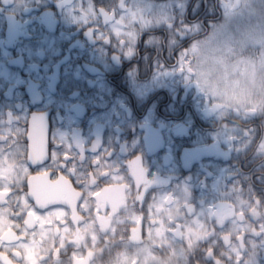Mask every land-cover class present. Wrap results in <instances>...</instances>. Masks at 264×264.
<instances>
[{"label":"flooded vegetation","instance_id":"flooded-vegetation-1","mask_svg":"<svg viewBox=\"0 0 264 264\" xmlns=\"http://www.w3.org/2000/svg\"><path fill=\"white\" fill-rule=\"evenodd\" d=\"M19 1L23 4L25 0ZM45 1L48 10L39 5L45 15L39 21L38 13L29 15L26 8L15 13L9 0H0V66H4L3 72L15 70L18 78L8 93L0 80V127L16 123L20 128L17 137L13 132L0 135V146L6 147L0 149L7 151L1 162L19 168L17 183L9 180L8 187L0 186V254L16 264H97L98 258L115 249L106 236L116 235L122 222L135 224L140 205H145L149 218L155 201L168 195L170 186L173 188L168 171L171 154L167 151L178 137L175 132H164L163 124L185 117L184 94L181 109L174 102L154 98L139 104L137 82L147 80L151 62L158 59L159 52L151 48L147 62L140 49L121 54L108 45L106 52L105 0ZM86 1L95 6L96 17L88 18L79 27L73 26L74 30L60 23L66 7L84 5ZM5 13L15 14L20 21L22 34L12 45L5 40ZM101 29L104 37L96 39ZM43 34L56 38L52 51H38V58L44 63L29 68L27 51ZM26 40L30 41L29 46H25ZM18 57L20 61L9 63ZM160 61L167 67L176 63L169 64L163 57ZM11 96H16L14 109L20 114L19 118L14 117L15 121L9 120ZM169 105L177 108L176 117L163 110ZM33 113H47V159L29 163L27 132ZM149 113L151 120L145 123L142 120ZM8 138L17 139V155L9 150ZM13 156L16 163L10 164ZM32 176H37L35 182L40 187L50 189L56 183L70 186L71 206H46L41 198L31 200L28 180ZM173 176L175 180L177 177ZM113 187L114 195L105 200V194ZM122 193L120 204H114ZM143 193L147 199L139 203L138 196ZM93 226L95 229H91ZM90 241L96 242L91 245Z\"/></svg>","mask_w":264,"mask_h":264},{"label":"trees","instance_id":"trees-1","mask_svg":"<svg viewBox=\"0 0 264 264\" xmlns=\"http://www.w3.org/2000/svg\"><path fill=\"white\" fill-rule=\"evenodd\" d=\"M221 0H190L186 6V15L176 18L170 25L162 28L148 29L138 36V51L143 39L150 35L158 42V59L173 58L179 50H186L190 42L203 36L204 29L217 21L220 14ZM183 19V24L180 21ZM197 23L199 32L190 37H184L180 42V34L184 26ZM192 26V25H191ZM174 32L169 39V34ZM174 37V40L171 38ZM111 37L105 38L106 43ZM177 39V40H176ZM168 44H170L167 56ZM108 47V44H106ZM110 46V45H109ZM149 50V49H148ZM146 72V71H145ZM172 74L164 78L173 87L170 90L160 88L148 96V99H160L162 102H174V106L182 107L181 95L184 94L185 109L191 115L192 125L190 134L201 132L199 142L192 141L193 135H185L184 131H176L180 146L170 158L169 164L175 168L170 172V180L174 181L171 193L175 198L179 196L181 215L187 221L185 234L176 230V242L166 244L160 240L150 241L149 227L152 224L147 217L148 211L138 208V221L117 227L116 235L106 236L115 244V249L108 255L98 258L97 264H264V149H261V141L264 132V106L259 115L249 114V117H240L241 110H231L229 114H223L218 119L212 115L207 116L205 109L212 106L209 101L201 105L199 112L194 109V100L188 94L185 85L177 88L178 82L171 81ZM228 108V107H226ZM204 110V111H203ZM181 115V113L179 114ZM241 119H240V118ZM214 119V120H212ZM247 120V121H246ZM224 125H220V123ZM208 123L214 128L243 127L255 130V139L250 147L240 154L232 149H227L212 139L206 137ZM185 124V123H184ZM187 124V123H186ZM181 135V136H178ZM184 141V142H182ZM260 149V151H259ZM175 175L177 178L173 180ZM218 182L216 192L213 191V182ZM190 184L189 193L182 186ZM235 194L236 198L229 197ZM145 197V198H144ZM139 203L147 196L139 194ZM147 201V200H146ZM195 215L197 216L195 218ZM199 217L201 228L194 229L195 219ZM153 221V220H152ZM177 224L172 223L175 227ZM192 224V225H191ZM137 238L133 240V233ZM187 235V236H186ZM130 252L129 263L121 262L120 252L127 249ZM147 245L153 252V257L144 255L147 248L135 253L134 246ZM133 246V247H132ZM134 253V255H133ZM137 255V256H136ZM140 257L132 262L134 257ZM145 257V258H144ZM154 258V259H153Z\"/></svg>","mask_w":264,"mask_h":264},{"label":"rangeland","instance_id":"rangeland-1","mask_svg":"<svg viewBox=\"0 0 264 264\" xmlns=\"http://www.w3.org/2000/svg\"><path fill=\"white\" fill-rule=\"evenodd\" d=\"M188 1L190 0H105L106 2V19L104 23V34L107 37H111L109 42L106 44L110 45L113 49L117 50L121 54H132L136 51V46L139 43L138 36L142 32L148 31V29L157 28V27H164L167 24L170 25L172 22L174 24V20L176 18H183V16L186 15V6L188 4ZM90 3V4H89ZM8 4H10L11 9L14 10L15 13H19L21 9L26 8V12L29 15L37 14L39 17V21H41V15L42 19L43 13L41 12L42 9H39V5L43 9H47V2L45 0H25L23 1V4L20 3L19 0H9ZM89 4V6H88ZM224 4L225 0L220 1V14L224 11ZM74 6L77 8V10H74ZM80 6V7H79ZM72 5L70 7H66L64 13H66L65 17L63 18V14L60 16V23L63 24L67 29H72L73 26H80L82 23H86V20L90 17H96L95 14V6H93L92 2L84 3V5ZM45 13V12H44ZM220 14L219 17L220 18ZM180 25L183 24V19L179 23ZM1 25V22H0ZM192 25V26H191ZM213 25V23L210 25V27ZM194 26L198 27L197 23H194ZM191 23L189 26H184L182 31L177 30V35L180 34V42L182 43V39L184 37H190L192 34L199 32L200 29H195V27ZM1 30V28H0ZM100 33H96V39H101L104 37L103 29L99 30ZM78 34V33H77ZM174 32L169 34V39L171 36H173ZM44 35V34H43ZM155 37V36H153ZM151 37L150 35H147L146 38L143 39L142 44L140 45V51H142L143 59L145 62L148 60V55L152 53L151 48H157L159 47L158 42L155 38ZM47 39V40H46ZM174 40V37L171 38ZM199 38H195L192 42H190L187 46L186 50H179L176 52L175 56L173 58H167L166 61L171 64L176 61L175 65L167 67L163 62H161L158 59H154L151 62L152 71L147 80H138L137 82V94H138V101L139 104L141 100L147 99L150 94L155 92L159 88H165L167 90L172 89L173 87L170 85V83L164 78V76H168L170 73L171 81H177L178 85L177 88L181 85H185L186 90H188V94H191L194 100V109L195 111L199 112L201 110V105L207 103L209 101L212 106H208L205 109V114L207 116L212 115L213 118H219L223 114H229L231 110H241L240 117H249V114L252 115H259L263 111L264 106V91L261 90H251L248 92H241L239 95L233 96V103L231 106H229L225 101L227 100L226 96L218 95L215 92L206 91L203 89L200 84L195 80V76L193 74L192 68H191V59L189 57V51L191 48L195 47V42ZM46 40V41H45ZM54 40L56 38L51 35V38L48 37L47 34L42 36L40 39H35L36 43L31 45L30 48L27 51L29 61L28 66L29 68H32L33 65H39L41 66V63H44L45 60L38 58V51H41L43 53L49 54L52 49V43H54ZM177 40V39H176ZM30 41L26 40L25 46H29ZM0 45L2 46V38L0 36ZM109 46V47H110ZM168 50L167 56H170L169 48L170 44L167 45ZM82 47V44H81ZM149 49V50H148ZM2 50V48H1ZM108 47L106 48V52L108 51ZM74 51V50H73ZM85 51V50H84ZM256 51H259L257 49ZM241 57L246 55H253L252 50L245 49L240 53ZM4 66H0V80L4 81L5 85V93H8V91L11 89L13 85H16L17 83V76L16 71H6L3 72ZM43 72H47V70L44 68L42 69ZM40 74V69L38 70ZM177 71H181L178 72ZM169 72L168 74H166ZM146 73L144 72V75ZM143 75V76H144ZM146 76V75H145ZM14 97L11 96V99L8 102V113H10V116H12L10 121L17 119V117H20L19 112H17L14 109ZM228 107V108H226ZM163 110H168L171 113L172 117H176L177 114V108H174L173 105H169L166 109L163 108ZM204 111V110H203ZM2 110L0 109V116H1ZM223 112V114L221 113ZM176 113V114H175ZM185 116V117H183ZM182 121L178 119L170 120L168 123L164 122L166 133H172L176 131H184L185 135H189V129L192 125L191 122V115L188 114L187 111H185V114H183ZM152 113H149L146 117H144L145 123L151 120ZM239 117V118H240ZM241 119V118H240ZM214 120V119H212ZM15 121V120H14ZM247 121V120H246ZM1 122V121H0ZM184 122V123H182ZM187 123V124H186ZM220 125H224V123H220ZM1 126V124H0ZM140 126V125H139ZM233 125H226L224 128H214V126L210 123H208V127L210 129H206V137L208 139L213 140L214 142L219 143L220 145H224L227 149H232L237 151L238 154L243 152L246 148L250 147V145L253 143L255 139V130L248 129L243 127H232ZM12 134L19 135L20 128L15 123L13 126L2 128L0 127V135L6 134L10 135ZM2 133V134H1ZM192 141L194 143L199 142V136L201 137V132H195L193 134ZM263 138L260 139L261 141V149H264V132H263ZM181 136V135H178ZM178 137L177 139H179ZM174 140V144L169 145V151L170 152V158H174V153L177 151L178 147L181 144L180 140ZM8 140V141H7ZM6 141L10 144V149L13 150L14 154L17 155L18 146L15 144L17 142V139L8 138ZM5 141V142H6ZM173 141V140H171ZM169 140H165V142H170ZM14 142V145L12 143ZM184 142V141H182ZM0 148H6L0 146ZM173 149L175 150L173 152ZM260 151V149H259ZM7 156V151H1L0 149V186L1 187H8L10 185V181L12 183H17L19 180L18 177V169H13V166H16V164L12 165V167H7L5 163L1 162V158H5ZM10 164L16 163L15 157L9 158ZM10 168L12 170L10 171ZM173 165L168 166V171L174 170ZM15 170V173H14ZM175 171V170H174ZM9 172V173H8ZM14 173V174H12ZM11 175V176H10ZM172 183L174 181H171ZM174 184V183H173ZM182 186L187 191V196H190V193L188 192L190 189V184L187 182L183 183ZM218 182H213V191L216 192L215 188H217ZM172 186H170L171 190ZM229 197L236 198L235 194H229ZM168 198V201H167ZM179 196L178 198H175V195L173 193H169L168 195H164V197L160 198L159 200L155 201L153 205V209L150 211L149 219L151 220L152 224L149 227L150 232V241L160 240L166 244L170 243V245L173 244V242H176V230L179 232L185 234V227L187 226V221L185 224V220L183 216L181 215V207L179 205ZM197 216L195 215V218ZM153 220V221H152ZM178 221L180 223L173 227L172 223L177 224ZM192 225V224H191ZM194 229L199 230L201 228V221L199 220V217L195 219L194 222ZM91 229H95L93 226ZM94 231L92 232V234ZM95 234V233H94ZM187 236V235H186ZM137 238L136 235L133 236V240ZM97 239V236H96ZM96 241H90L89 243L93 245ZM130 245H127V249H124L120 252V258L121 262L129 263L130 258V252L128 248ZM133 247V246H132ZM135 253H139L143 250V248H147V250L144 252L145 257H153V252L150 251L149 247L147 245H140V246H134ZM134 255V253H133ZM137 256V255H136ZM134 257L132 262L134 263L139 259L140 257ZM144 257V258H145ZM154 259V258H153Z\"/></svg>","mask_w":264,"mask_h":264},{"label":"clouds","instance_id":"clouds-1","mask_svg":"<svg viewBox=\"0 0 264 264\" xmlns=\"http://www.w3.org/2000/svg\"><path fill=\"white\" fill-rule=\"evenodd\" d=\"M203 31L189 51L203 89L226 96L229 106L234 95L264 91V0H225L220 18ZM249 48L253 55L241 57Z\"/></svg>","mask_w":264,"mask_h":264},{"label":"water","instance_id":"water-1","mask_svg":"<svg viewBox=\"0 0 264 264\" xmlns=\"http://www.w3.org/2000/svg\"><path fill=\"white\" fill-rule=\"evenodd\" d=\"M3 12V7L0 6V14ZM5 40L7 44L12 45L15 41H18L19 36H21L22 32L20 30V21L17 16L13 13H5ZM17 60H21V57L12 59L9 61L11 64ZM29 98L32 100L33 98L29 94ZM27 141H28V154L27 160L29 163L39 162L40 160L47 159V143H48V120L47 113L41 114H31L28 121V132H27ZM43 162V161H42ZM43 177V176H42ZM37 176H32L28 180V196L31 200L36 201L38 198L47 203L48 205L53 204H63L65 206H71L69 204L72 192L69 190L70 186L64 184L63 186H59V184H55V186L48 189L47 187H40L36 182ZM115 187L111 188L105 194V200L111 199V196L114 195ZM123 197V193L121 194L118 203L113 201L114 204H120V200ZM78 198V196L76 197ZM37 204V202H36ZM0 261L3 264H16L10 261V259L4 254H0Z\"/></svg>","mask_w":264,"mask_h":264}]
</instances>
